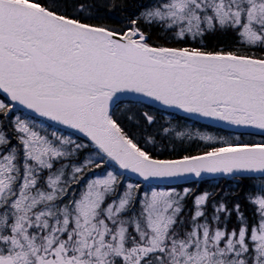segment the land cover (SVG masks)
I'll list each match as a JSON object with an SVG mask.
<instances>
[{
    "label": "snow or ice",
    "instance_id": "1",
    "mask_svg": "<svg viewBox=\"0 0 264 264\" xmlns=\"http://www.w3.org/2000/svg\"><path fill=\"white\" fill-rule=\"evenodd\" d=\"M243 135L264 138V0H0V264H264V139ZM205 175L236 188L174 184Z\"/></svg>",
    "mask_w": 264,
    "mask_h": 264
},
{
    "label": "trees",
    "instance_id": "2",
    "mask_svg": "<svg viewBox=\"0 0 264 264\" xmlns=\"http://www.w3.org/2000/svg\"><path fill=\"white\" fill-rule=\"evenodd\" d=\"M123 19H125V14L116 13L112 16L111 19L107 20L106 22L109 24H113V25L118 26L119 21H121ZM231 39H232V37L230 35L229 36H223V35L217 34L215 37L210 38V42L212 44L229 43L231 41ZM152 40L156 41L158 43H163L162 40L157 39V35H156L155 31L152 34ZM129 107H131L133 109V111L155 110L154 114L157 115V119L160 123H163L167 126H170L171 128H173L175 130L189 132L193 136H195V134L197 132H200V133L213 134V135H217V136L235 139V138H237V136H239L240 133H242V132H238V131L224 129V128L217 127L214 125H210L207 123H203V122H200L198 120L192 119L190 117H187V116H184V115H181V114L169 111V110H165V109H162L159 107H156L154 105H151L150 107H144L140 104L129 105L126 103V104L121 106V110L123 111L124 109L129 108ZM37 123L41 129H47L48 131L55 130L57 132H63L65 134L71 133V130L63 128V127L55 125V124H51L50 122L43 120L42 118H37ZM74 136H78V134H74ZM240 139H243L245 141L259 142L261 139H264V138H262L258 135H243V136H240ZM189 145H191V149L194 153L197 151H201L203 148V145L198 146L197 144L192 143L191 141L187 140V138H186L185 139V147H188ZM175 185L178 187H190L193 191H199V192H202L205 190L222 192V191H228V190L236 188V184H235L234 179L232 177H224V176L204 178L201 181H199L198 183L194 182V180H193V181H189V182L178 183ZM148 186L149 185H147V184L145 185L146 188ZM158 186L159 187H167L168 185L159 184Z\"/></svg>",
    "mask_w": 264,
    "mask_h": 264
},
{
    "label": "water",
    "instance_id": "3",
    "mask_svg": "<svg viewBox=\"0 0 264 264\" xmlns=\"http://www.w3.org/2000/svg\"><path fill=\"white\" fill-rule=\"evenodd\" d=\"M154 106L156 107H159V108H162V109H165L163 107H161L160 105L158 104H153ZM165 110H169V111H172V112H175V113H178V114H181V115H184V116H187L185 113L181 112V111H178V110H175V109H165ZM187 117H190V116H187ZM192 119H195V120H198L200 122H203V123H207V124H210V125H214V126H217V127H221V128H224V129H229V130H233V131H238V132H248L250 130H247V129H242V128H234L232 126H226V125H223V124H220L218 122H213V121H209V120H205L203 118H198V117H190ZM59 126V125H58ZM70 130V129H69ZM72 131V130H71ZM79 135V134H78ZM217 176H220V175H217ZM209 177H216V176H209V175H205L202 179L204 178H209ZM135 179V177H132ZM189 181H193V179H189L187 181L185 180H180V181H176L174 182V184H178V183H184V182H189Z\"/></svg>",
    "mask_w": 264,
    "mask_h": 264
},
{
    "label": "rangeland",
    "instance_id": "4",
    "mask_svg": "<svg viewBox=\"0 0 264 264\" xmlns=\"http://www.w3.org/2000/svg\"><path fill=\"white\" fill-rule=\"evenodd\" d=\"M211 135H213V134H211ZM214 136H217V135H214Z\"/></svg>",
    "mask_w": 264,
    "mask_h": 264
}]
</instances>
